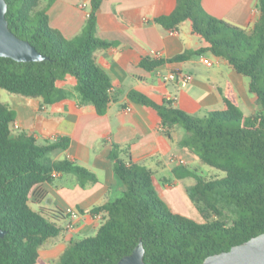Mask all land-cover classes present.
I'll return each mask as SVG.
<instances>
[{"label":"trees","instance_id":"1","mask_svg":"<svg viewBox=\"0 0 264 264\" xmlns=\"http://www.w3.org/2000/svg\"><path fill=\"white\" fill-rule=\"evenodd\" d=\"M55 1L6 0L9 28L45 60L17 62L0 57V89L54 107L69 100L73 86L80 102L102 116L115 100V84L95 62V52L111 46L96 38L102 0L89 2L87 24L72 40L50 25L49 10ZM260 11L254 27L247 30L210 16L202 0H176L174 12L155 23L171 32L188 23L201 46L170 60L145 58L140 63L153 72L166 63L193 57L221 58L248 79L249 91L259 105L254 116L242 112L231 88L223 95L224 108L202 117L186 113L169 100L157 104L140 92L128 94L132 102L157 115L166 136L181 126L186 136L180 146L225 174L212 180L195 177V186L188 190L204 222L172 212L158 198L151 170L128 166L112 153L114 171L125 192L93 209L92 215L105 214L104 223L94 236L72 242L53 264H117L140 242L147 264H202L207 257L264 233V0ZM15 116L0 100V228L5 232L0 238V264H51L39 251L62 232L51 220L52 214L61 221L66 215L58 210L34 211L30 206L34 188L53 183L54 174L75 175L83 188L97 180L66 158L51 159L52 153L68 149V138L40 143L29 132L12 130ZM187 173L186 177H193Z\"/></svg>","mask_w":264,"mask_h":264},{"label":"crops","instance_id":"2","mask_svg":"<svg viewBox=\"0 0 264 264\" xmlns=\"http://www.w3.org/2000/svg\"><path fill=\"white\" fill-rule=\"evenodd\" d=\"M90 1L56 0L49 10L51 27L67 40L78 37L88 17V8L82 4ZM261 1L202 0V6L214 18L251 30L260 18ZM175 8L176 0H102L96 38L111 46L98 49L95 62L115 84L112 89L115 100L104 115H98L90 104H82L75 96L54 107L42 106L40 99L29 98L14 104L15 124L19 126L16 131L29 132L40 143L68 138V149L56 152L55 160L66 158L89 170L97 180L83 188L77 179L69 182L60 174L53 183L34 188L30 199L34 211L58 210L66 215L72 208L84 212L74 232L67 230L70 222L67 215L61 221L52 214L55 217L51 220L62 232L39 251L46 262H56L72 242L94 236L104 221L95 219L91 211L117 200L125 192L123 182L115 174L112 153L128 166L134 164L151 170L154 182L160 172L171 173L174 179H162L161 196L175 202L183 200L177 184L187 179L189 169L198 163L194 154L180 146L186 131L178 125L171 130L170 137L166 136L157 115L132 102L128 97L130 92L145 94L157 104L169 100L186 113L202 117L209 111L222 110L223 95L231 88L246 116L252 117L259 110L247 78L213 55L166 63L153 72L140 66L145 58L155 59L160 55V59L170 60L201 46V40L191 35L188 23L181 24L175 32L155 23L157 18L172 14ZM203 58L212 60L213 66H206ZM170 73L177 74L179 79L166 82L164 78ZM185 75L193 80L182 82L180 78ZM174 172H178L177 176Z\"/></svg>","mask_w":264,"mask_h":264},{"label":"water","instance_id":"3","mask_svg":"<svg viewBox=\"0 0 264 264\" xmlns=\"http://www.w3.org/2000/svg\"><path fill=\"white\" fill-rule=\"evenodd\" d=\"M8 4L0 0V57L17 62H41L45 57L28 41L19 38L9 28ZM5 232L0 228V238ZM145 248L140 242L130 255L121 258L117 264H147ZM202 264H264V233L249 241L232 247L229 251L207 257Z\"/></svg>","mask_w":264,"mask_h":264},{"label":"rangeland","instance_id":"4","mask_svg":"<svg viewBox=\"0 0 264 264\" xmlns=\"http://www.w3.org/2000/svg\"><path fill=\"white\" fill-rule=\"evenodd\" d=\"M69 90L71 92L72 97L74 96L78 97V93L76 92L73 86H70ZM23 98L24 97L20 95L11 94L6 90L0 89V100L5 105H7L11 110H13L14 104L17 101L22 100ZM14 132H16V130H14ZM50 157L51 159L55 160L58 157V153L55 152L51 154ZM197 159H198V163H196L195 165H193L191 169H189L190 174L193 177L188 176L187 179L177 184V190L182 195V199H183L182 201L180 200V201L175 202L171 200L170 198L168 199L167 197L165 198L161 196L162 195L161 191L164 189L162 186L163 177H166L168 179L169 178L174 179L171 173L169 172H160L159 175H156L155 182H154V188L157 192L158 198L162 200L172 212L190 217L191 219L199 223H202L204 222V219L202 218L200 212L197 210L196 206L194 205V203L191 201V199L188 196V190L190 189L189 186L196 184L197 181L195 177H201V178H204L205 180H212V179L222 178L225 176V174L215 168H212L204 164L202 161H200L198 157ZM63 175L65 176V178H68L69 182L77 179L75 175H69V176H67V174H63ZM59 184H60V181L57 180L56 185L58 186ZM46 244H48V242L45 243L43 247L47 246ZM42 248L40 249V251H42ZM40 254L42 255V252H40Z\"/></svg>","mask_w":264,"mask_h":264},{"label":"built area","instance_id":"5","mask_svg":"<svg viewBox=\"0 0 264 264\" xmlns=\"http://www.w3.org/2000/svg\"><path fill=\"white\" fill-rule=\"evenodd\" d=\"M88 5L89 4H87V3H83L82 7L87 9ZM155 59H160V55H156ZM203 63L206 66H208V67H212L213 64H214L213 61L208 59V58H203ZM178 79H179V76L177 74H174V73H170L164 78V80L166 82L177 81ZM180 79L184 83H189V82H191L193 80V78L191 76H188V75L181 76ZM18 129H19V126L14 123L12 125V130L14 131V130H18ZM57 176H58L57 174H54L55 178ZM66 215L68 216V218L70 220L69 225L67 226V230L69 232H74L75 229H76V224L81 219L82 214L78 210H75V209L71 208V209L67 210ZM94 218L97 219L98 221H103L104 220L102 213L94 215Z\"/></svg>","mask_w":264,"mask_h":264}]
</instances>
